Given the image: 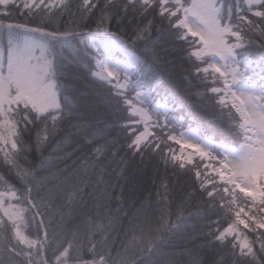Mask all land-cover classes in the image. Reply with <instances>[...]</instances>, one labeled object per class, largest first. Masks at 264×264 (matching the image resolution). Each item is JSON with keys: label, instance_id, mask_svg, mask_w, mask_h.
<instances>
[{"label": "trees", "instance_id": "obj_1", "mask_svg": "<svg viewBox=\"0 0 264 264\" xmlns=\"http://www.w3.org/2000/svg\"><path fill=\"white\" fill-rule=\"evenodd\" d=\"M229 1L237 57L249 64L248 84L264 92V1L250 10ZM16 3L6 9L18 25L74 35L56 53L60 109L35 129L16 119L15 147L0 150V191L16 193L19 205L41 214L44 227L29 215L20 223L27 237H45L42 264H264V214L255 223L245 208L207 191L210 184L191 172V145L166 138L180 161L158 140L140 144L130 129L137 121L131 111L141 104L163 115L162 126L195 130L214 147L236 145L232 132L243 135L242 112L211 58L194 53L198 38L174 28L155 3ZM93 35L134 51L136 63L125 62L136 92L116 95L94 79ZM2 252L4 264H15L0 246Z\"/></svg>", "mask_w": 264, "mask_h": 264}, {"label": "rangeland", "instance_id": "obj_2", "mask_svg": "<svg viewBox=\"0 0 264 264\" xmlns=\"http://www.w3.org/2000/svg\"><path fill=\"white\" fill-rule=\"evenodd\" d=\"M18 1L28 2L27 4L37 2V0H0V150L4 154L15 147L14 137L19 123L16 119L21 117L27 120L30 122V127L35 129L31 126L32 124L43 123L60 109L62 103L56 72L62 65H60V55L56 53L60 52L66 40H72L74 36L49 33L13 22V13H8L6 8L17 4ZM139 1L144 7L155 3L159 12L166 13L171 18L174 28L184 32L186 28L198 37L197 41L191 37L194 40L191 41L194 53L204 59L211 58L209 64H213L216 71L225 76L230 89V98L237 103L244 115L245 120L241 117L242 124L239 126L248 133L244 137L240 132H232L233 140L231 141H234L236 145L224 147L217 144L214 147L210 140L203 138L195 130H174L173 127L162 126V120L165 119L163 115L155 116L146 106L141 108V104L138 105L139 108L135 107L131 111L137 119L132 122L134 124V127L130 128L132 133L137 136V141L141 144L152 139L157 141L159 127L165 131L171 129V134L166 138H174L177 143L182 141L191 145L192 151L187 153V156L193 157L195 164L205 162L200 168L195 165L191 172L196 177H202L207 185L210 184L213 195L223 203L235 205L236 209L245 208L248 213L244 214L250 217L249 219L255 223L261 222L264 214L262 213L264 206V92L248 84L246 71L250 69L249 64L246 60L241 61L237 57L236 50L239 46L230 25L232 21L230 1ZM239 1L244 8L250 10L254 6H261L264 0ZM9 35L12 39L6 42L2 36ZM112 39L103 40L99 36L91 38L96 53L91 61L93 77L100 84L109 87L116 95L122 92L131 94L132 90L136 92L137 88L133 85L135 82H132V79H130L131 82L126 80L132 73H130V65H126L125 60L136 63V55L116 38L115 41ZM146 94L142 92L139 96L143 100ZM28 125L24 123L23 126ZM157 143L172 151L173 157L182 158L174 144L169 148L168 141L167 144L159 140ZM151 147L157 146L153 143ZM219 166H221L220 171ZM205 174L208 177L215 176V183L222 187L214 188L213 181L206 179ZM221 176L227 180V183L223 181L227 186L222 184ZM239 186L246 190L247 195H242L237 189ZM232 191L234 193H231ZM18 198L20 196L16 193L0 191V246L6 248L15 264H42L44 262L43 246L47 243L45 237H39L33 233L28 234L30 237H27L20 223L24 215H29L32 219L37 218L34 220L35 223L44 227L41 214L31 213L32 210L19 205ZM6 258V254L2 252L0 264H4ZM95 264L110 263L99 260Z\"/></svg>", "mask_w": 264, "mask_h": 264}, {"label": "clouds", "instance_id": "obj_3", "mask_svg": "<svg viewBox=\"0 0 264 264\" xmlns=\"http://www.w3.org/2000/svg\"><path fill=\"white\" fill-rule=\"evenodd\" d=\"M171 129H169L168 131H165L163 128H161L160 129V131L157 133V139L161 142V143H165V144H167V140H166V137L169 135V134H171ZM168 147H172L171 145H167ZM177 150H178V148H177ZM205 164V162H197L196 163V167L197 168H200L202 165H204ZM189 171H191V168H189ZM203 174V173H202ZM205 178L206 179H211L212 181H213V187L214 188H216V189H220L222 186H220V185H217L216 183H215V181H216V177L215 176H213V177H208L206 174H205ZM212 189H208L207 191H211ZM193 192H196L197 191V189H193L192 190ZM142 206V205H141Z\"/></svg>", "mask_w": 264, "mask_h": 264}]
</instances>
